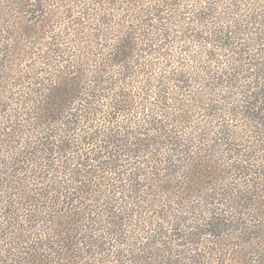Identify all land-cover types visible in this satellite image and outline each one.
<instances>
[{
  "label": "trees",
  "instance_id": "16d2710c",
  "mask_svg": "<svg viewBox=\"0 0 264 264\" xmlns=\"http://www.w3.org/2000/svg\"><path fill=\"white\" fill-rule=\"evenodd\" d=\"M30 2L40 31L0 37V264H264V0H72L56 35ZM18 35L43 69L16 76Z\"/></svg>",
  "mask_w": 264,
  "mask_h": 264
},
{
  "label": "rangeland",
  "instance_id": "374dc122",
  "mask_svg": "<svg viewBox=\"0 0 264 264\" xmlns=\"http://www.w3.org/2000/svg\"><path fill=\"white\" fill-rule=\"evenodd\" d=\"M38 1H42L43 5H47V7L50 8V10L52 11L50 13L51 17L49 20L54 21V32L49 28V30L52 31V34H57L58 31H61L63 29V27L65 26L64 24V20L62 18V14L60 15V13L62 12L63 14H66V12L69 10V7L72 6V8L75 7V4L71 3L72 0H64L65 3H63L62 7L60 6V3H58V0H37ZM85 1H89V0H85ZM11 3H6V0H0V37L4 39H9L11 38L10 36H8L5 33H2L3 31H16L18 33H20L21 31H24V29H26V31L30 32V31H34V32H39L40 31V25H38V27L34 26L33 22H37V21H42V18H38L36 19V17H41L42 13L40 12H36V10H34V3L30 2V0H11ZM5 4V5H3ZM39 4V3H38ZM58 7V9L56 8ZM21 11H24L25 13H22ZM20 13V14H18ZM56 13H58L59 15H57ZM57 17H56V16ZM44 18H46V16H44ZM47 19V18H46ZM9 21V23H7ZM22 21V22H20ZM31 21V22H29ZM46 21V20H45ZM20 22L19 25H17V23ZM40 23V22H39ZM23 28L22 30L19 31V26H22ZM18 27V28H17ZM11 33V32H10ZM47 34V33H46ZM43 38H45V36H43L44 34H41ZM18 37L20 38V41H22L24 38L21 37V35H18ZM37 38V37H36ZM51 40L45 41V40H31V41H22V43L20 44L24 50V53L26 54V56L31 55V58H34L33 61L27 60L25 58L24 62L25 64L22 67H15L14 70L17 72L16 76L19 75V72H26L27 74L32 73L31 69H43L41 65L37 64L38 60H40L42 58L43 55L46 54L47 49L45 50V48L43 47L44 44L49 43ZM12 43L11 41L5 42V45L8 47V45ZM4 44V43H3ZM2 44V45H3ZM26 47H31L30 50H27ZM23 52L20 50L19 52L17 51V54H13L11 57H9L8 59L14 62V58L16 57V59H20L19 58V54H22ZM28 53V54H27ZM12 62V63H13ZM19 63V62H17ZM10 65V63H9ZM48 77H46L47 79ZM2 95H5L2 94ZM165 198V197H163ZM157 199V198H156ZM166 199H168V197H166ZM174 208L176 209L177 207L174 206ZM185 210L182 212L184 213Z\"/></svg>",
  "mask_w": 264,
  "mask_h": 264
}]
</instances>
